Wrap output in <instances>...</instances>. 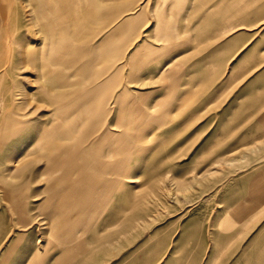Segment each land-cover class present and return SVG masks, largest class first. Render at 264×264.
I'll list each match as a JSON object with an SVG mask.
<instances>
[{"label":"rangeland","instance_id":"obj_1","mask_svg":"<svg viewBox=\"0 0 264 264\" xmlns=\"http://www.w3.org/2000/svg\"><path fill=\"white\" fill-rule=\"evenodd\" d=\"M171 1L100 0L82 72L43 62L37 0H0V264H264V202L236 213L264 178V128L206 104L222 73L211 35L196 47L202 0L167 17ZM83 141L103 188L65 208L78 173L46 167Z\"/></svg>","mask_w":264,"mask_h":264},{"label":"crops","instance_id":"obj_2","mask_svg":"<svg viewBox=\"0 0 264 264\" xmlns=\"http://www.w3.org/2000/svg\"><path fill=\"white\" fill-rule=\"evenodd\" d=\"M37 1L34 24L39 25L41 43L45 46L41 55L43 62L46 59L50 66L69 69L79 66V70L85 72V59L98 51H93L92 48L99 49L103 43L102 40H96L93 45L90 43L96 36L98 23L103 24L100 0ZM165 1L162 0V4L157 7L164 6ZM177 1H171L168 5L170 11L165 18L177 16L174 12ZM197 1L200 4V0ZM201 3L202 14L200 15L198 5L196 13V47L200 46V41L204 43L205 33L210 34L212 65H218L222 73L218 81H212V88L217 91L210 95L206 104L215 106L218 102L220 106L212 111L228 114L229 118L239 121L251 120L253 117V120L259 123L258 127L264 128V0H212L211 12L206 16L203 12V0ZM141 8L138 9L139 12ZM162 16L164 15L160 18ZM161 26L163 31H169L171 24H164L163 21ZM111 41L113 36L107 38L106 44L111 45ZM183 55L184 52L181 51L180 56ZM171 63L172 60L163 66L164 77L168 75L167 67ZM50 72L55 82L63 81L58 76L62 71ZM84 142L77 143L72 148H63L56 157L48 161L46 167L51 173L57 170L78 173V178L68 187L71 197L62 201L65 208L77 209L90 203L91 199L85 196V193L90 194L103 188V169L106 170L108 166L103 163V158L93 156L95 146L90 143L88 147H84ZM98 177L100 183L96 184V179L93 178ZM55 184L56 182H53L54 186ZM78 192L84 196L77 197ZM249 197L247 202L242 204L241 210L236 211L238 215L245 214L264 202V178L256 179ZM82 200L87 203L81 204ZM55 213L62 224H67L68 215L61 214L60 210Z\"/></svg>","mask_w":264,"mask_h":264},{"label":"bare ground","instance_id":"obj_3","mask_svg":"<svg viewBox=\"0 0 264 264\" xmlns=\"http://www.w3.org/2000/svg\"><path fill=\"white\" fill-rule=\"evenodd\" d=\"M78 1V0H77ZM76 1V2H77ZM61 3H64V2H61ZM72 3V2H71ZM75 4V3H74ZM60 5V4H59ZM64 5H65V3H64ZM68 6V5H67ZM73 6V5H72ZM71 7V6H70ZM69 7V8H70ZM76 7V6H75ZM68 8V7H67ZM63 9H64V7H63ZM71 9V8H70ZM72 9H73V7H72ZM56 13V12H55ZM63 18V17H62ZM76 20V19H75ZM95 179H97V178H93V180H95ZM77 197H83L84 196V194H82V193H80V192H78L77 194ZM85 203H87V201L86 200H82V202H81V204H85ZM77 204H79V202H77ZM81 204H79V205H81ZM79 205H75V206H79ZM64 216H66V215H64ZM62 226H63V224H62ZM64 236V235H63ZM68 247V246H67ZM64 249H66V246L65 247H63L62 248V250H64Z\"/></svg>","mask_w":264,"mask_h":264}]
</instances>
